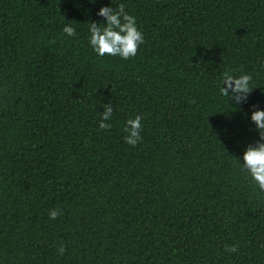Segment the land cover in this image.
Instances as JSON below:
<instances>
[{"label": "trees", "instance_id": "trees-1", "mask_svg": "<svg viewBox=\"0 0 264 264\" xmlns=\"http://www.w3.org/2000/svg\"><path fill=\"white\" fill-rule=\"evenodd\" d=\"M119 4L144 43L98 57L88 23ZM224 72L252 75L241 110L219 94ZM253 104L264 0H0V264H264V192L235 160L256 139Z\"/></svg>", "mask_w": 264, "mask_h": 264}, {"label": "clouds", "instance_id": "clouds-1", "mask_svg": "<svg viewBox=\"0 0 264 264\" xmlns=\"http://www.w3.org/2000/svg\"><path fill=\"white\" fill-rule=\"evenodd\" d=\"M95 4L96 0H89ZM96 15L103 19V22H90L88 27V47L98 57H119L128 60L137 54L140 45L144 43V34L138 28L137 20L133 15L125 11V5L119 4L116 7L102 6ZM62 33L67 37L75 38L76 28L70 22H65ZM252 75L242 72L240 75H233L230 72L221 74L219 84V94L225 97L231 107L241 110V106L248 103L249 95L252 91ZM104 112L100 113L98 128L108 130L112 128L113 105L109 103L104 105ZM251 114L243 113L252 125V131L256 139L248 143L242 152V155L235 158L236 166L250 180L254 187L264 192V108L253 104L250 106ZM142 116L136 115L125 121L123 131L126 133L124 141L133 147L141 142V132L143 125ZM60 214L59 209L49 211V218L55 219ZM237 245L227 246V253H237ZM63 255L65 249L61 245L58 249Z\"/></svg>", "mask_w": 264, "mask_h": 264}]
</instances>
